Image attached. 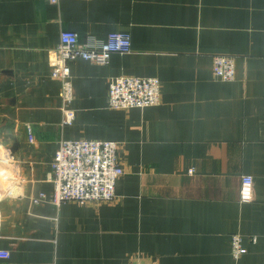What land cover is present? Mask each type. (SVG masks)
<instances>
[{
	"label": "crops",
	"instance_id": "1",
	"mask_svg": "<svg viewBox=\"0 0 264 264\" xmlns=\"http://www.w3.org/2000/svg\"><path fill=\"white\" fill-rule=\"evenodd\" d=\"M65 30L132 40L71 63V125L50 64ZM218 54L234 80L215 77ZM121 75L158 78L161 102L109 108ZM81 139L119 143L113 202H53L55 154ZM0 154V264H264V0H0Z\"/></svg>",
	"mask_w": 264,
	"mask_h": 264
},
{
	"label": "built area",
	"instance_id": "2",
	"mask_svg": "<svg viewBox=\"0 0 264 264\" xmlns=\"http://www.w3.org/2000/svg\"><path fill=\"white\" fill-rule=\"evenodd\" d=\"M58 2L60 0H51ZM132 51L131 36L126 33H111L105 41L82 42L75 31L65 30L51 57V76L61 81L60 98L62 101V124H73L76 113L72 106L74 90L71 63L77 59L88 60L95 64H108L113 54H128ZM214 75L222 81L236 78V60L230 55L214 56ZM161 82L156 77L121 75L111 77L108 84V107L128 110L145 108L161 102ZM30 142L34 134L28 127ZM51 181L54 185L52 200L55 204L64 202L103 203L117 198L116 183L124 173L119 161V143L111 140H64L60 143L52 161ZM10 185H19L23 178H7ZM1 180V178H0ZM244 185L253 183L252 176H243ZM1 182V181H0ZM1 193V191H0ZM4 193V192H3ZM11 193L10 190L7 192ZM0 194V199H1ZM47 199L40 193L33 199L39 203ZM231 252L239 258L244 252L243 236L231 237ZM255 240V238H253ZM0 252V256H8ZM126 264H158L128 262Z\"/></svg>",
	"mask_w": 264,
	"mask_h": 264
},
{
	"label": "bare ground",
	"instance_id": "3",
	"mask_svg": "<svg viewBox=\"0 0 264 264\" xmlns=\"http://www.w3.org/2000/svg\"><path fill=\"white\" fill-rule=\"evenodd\" d=\"M1 155V154H0Z\"/></svg>",
	"mask_w": 264,
	"mask_h": 264
}]
</instances>
